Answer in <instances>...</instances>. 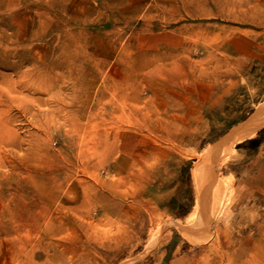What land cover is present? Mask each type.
Returning a JSON list of instances; mask_svg holds the SVG:
<instances>
[{"label":"rangeland","instance_id":"rangeland-1","mask_svg":"<svg viewBox=\"0 0 264 264\" xmlns=\"http://www.w3.org/2000/svg\"><path fill=\"white\" fill-rule=\"evenodd\" d=\"M262 105L264 0H0V264H264Z\"/></svg>","mask_w":264,"mask_h":264},{"label":"bare ground","instance_id":"bare-ground-1","mask_svg":"<svg viewBox=\"0 0 264 264\" xmlns=\"http://www.w3.org/2000/svg\"><path fill=\"white\" fill-rule=\"evenodd\" d=\"M10 30H11L10 39L14 40L15 37L17 36V32L13 29H10ZM6 57L12 58V60L8 63L5 62L6 63L4 64L5 67L8 69H11L13 72L20 74L21 73L20 70L22 69L24 62L27 59L26 53L23 51L17 50L15 52H11ZM263 125H264V105H262L259 108L256 115L248 123L243 125L241 128L237 129L236 134L231 139L230 143L236 139H241L242 137L250 135L251 133H253L255 130H257ZM209 153L211 154V152ZM210 156L211 155H208V157L206 158L207 161L205 160L203 161V163H200L199 167L194 171L195 179L197 180L198 186H199V192L202 195L201 200H199L198 210L195 212V215L188 221L189 222L188 225L185 228H182V227L180 228L184 237L187 240L193 243H196L197 245L207 242L213 235V232L209 229L208 220H209V214L212 210V207L214 206V204L217 205L218 198H219V193H218L219 181L217 180L216 182L214 180L215 176L212 175L213 172L211 173L209 162H208ZM215 182H216V185H214ZM164 204H167V203H164ZM199 230H201V232L197 233ZM199 234H202V237L198 236ZM158 237H159V234H158ZM162 255L164 256V254ZM195 259L196 260L194 264H204L203 257L198 258V259L195 258Z\"/></svg>","mask_w":264,"mask_h":264}]
</instances>
